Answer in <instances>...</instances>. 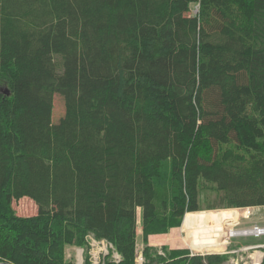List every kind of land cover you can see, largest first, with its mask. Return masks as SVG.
<instances>
[{
  "label": "trees",
  "instance_id": "16d2710c",
  "mask_svg": "<svg viewBox=\"0 0 264 264\" xmlns=\"http://www.w3.org/2000/svg\"><path fill=\"white\" fill-rule=\"evenodd\" d=\"M259 205L264 0H0V262L137 264L141 208L144 264H234L148 237Z\"/></svg>",
  "mask_w": 264,
  "mask_h": 264
},
{
  "label": "rangeland",
  "instance_id": "374dc122",
  "mask_svg": "<svg viewBox=\"0 0 264 264\" xmlns=\"http://www.w3.org/2000/svg\"><path fill=\"white\" fill-rule=\"evenodd\" d=\"M195 12L197 7H194ZM64 114V102L60 95L54 99L53 119L56 121ZM215 197L200 198L202 207L204 204L211 202ZM14 209L19 215H33L38 211L37 205L28 198L14 202ZM142 209H138V233L142 235ZM187 214V215H186ZM180 226L182 227L181 235L184 237L190 248L181 243L179 248H187L197 254L207 253H227L230 255V262L238 264H247L255 257V252L259 248L257 244L264 243V233H257V229L264 231V205L249 206L240 208H217L201 209L198 211L187 212ZM175 228V227H173ZM172 228L170 229V233ZM239 232L233 235L232 232ZM242 232V233H241ZM143 236V235H142ZM90 250L92 252V262L100 264L103 255L112 252L115 257V250L109 247L107 242L102 239L91 236ZM144 242V241H143ZM170 248H176L170 243ZM141 240H138L137 252L144 249ZM158 247H160L158 245ZM223 248V249H221ZM254 253V254H253ZM68 256H74L77 264H84V249L81 247H68ZM259 256V254H258ZM257 256V260H258ZM247 262V263H246Z\"/></svg>",
  "mask_w": 264,
  "mask_h": 264
},
{
  "label": "crops",
  "instance_id": "0c3cea01",
  "mask_svg": "<svg viewBox=\"0 0 264 264\" xmlns=\"http://www.w3.org/2000/svg\"><path fill=\"white\" fill-rule=\"evenodd\" d=\"M176 228V227H175ZM173 229V228H172ZM169 233H160V234H151L149 235L148 237V242L150 245H154V246H162V244H166V243H169L166 239H163L162 237L164 235H167ZM138 240H141V244L144 245V242H143V236L141 235L140 237V233H138ZM259 248H263V249H258L256 252H255V257H253L252 261L251 262H246L247 264H254L255 262H258L259 263L262 261L263 259V256H264V243L262 244H257ZM173 246V245H172ZM176 248H179L178 246H174ZM223 249V248H221ZM254 254V253H253ZM259 254V259L257 260V256Z\"/></svg>",
  "mask_w": 264,
  "mask_h": 264
},
{
  "label": "built area",
  "instance_id": "2783aa9c",
  "mask_svg": "<svg viewBox=\"0 0 264 264\" xmlns=\"http://www.w3.org/2000/svg\"><path fill=\"white\" fill-rule=\"evenodd\" d=\"M91 240V239H90ZM104 243L105 242H107L108 244H109V247L110 248H113L114 249V246H113V244L112 243H110V242H108L107 240H102ZM90 244H92L91 242H90ZM115 250V249H114ZM115 253V257H116V259L115 260H119L120 259V255H119V253L117 252V251H114ZM91 254H92V252H91ZM137 264H144V261H145V258H144V255H143V253H142V251H139V252H137ZM237 262V261H236ZM235 262V264H238V263H236ZM254 264H260L259 263V261L258 262H255Z\"/></svg>",
  "mask_w": 264,
  "mask_h": 264
},
{
  "label": "bare ground",
  "instance_id": "6f19581e",
  "mask_svg": "<svg viewBox=\"0 0 264 264\" xmlns=\"http://www.w3.org/2000/svg\"><path fill=\"white\" fill-rule=\"evenodd\" d=\"M241 233H242V232H241ZM231 234L236 235V234H239V232H236V231H235V232L230 233V235H231ZM259 257H260V256H258V259H259Z\"/></svg>",
  "mask_w": 264,
  "mask_h": 264
},
{
  "label": "water",
  "instance_id": "95a60500",
  "mask_svg": "<svg viewBox=\"0 0 264 264\" xmlns=\"http://www.w3.org/2000/svg\"><path fill=\"white\" fill-rule=\"evenodd\" d=\"M0 264H12V263L5 261V262H0Z\"/></svg>",
  "mask_w": 264,
  "mask_h": 264
}]
</instances>
